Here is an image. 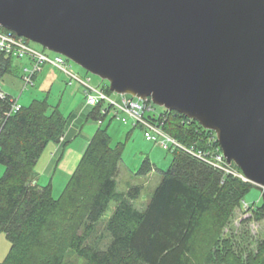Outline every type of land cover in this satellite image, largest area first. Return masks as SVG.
I'll return each mask as SVG.
<instances>
[{
  "label": "trees",
  "instance_id": "16d2710c",
  "mask_svg": "<svg viewBox=\"0 0 264 264\" xmlns=\"http://www.w3.org/2000/svg\"><path fill=\"white\" fill-rule=\"evenodd\" d=\"M12 59L0 52V81L13 72ZM13 102L5 93L0 97V232L10 242L0 264H64L67 250L85 264H264V240L255 253L244 255L221 236L249 182L175 150L148 203L138 209L134 202L141 186L117 191L121 149L111 147L107 129L99 127L55 199L50 184L32 182L38 158L48 144L60 142L68 118L46 98L10 112ZM106 114L90 107L86 119L101 121ZM164 115V130L171 136L186 145H204L207 130L197 122L174 111ZM153 168L145 158L136 174ZM256 214L264 219L263 205ZM204 224L214 237L201 244ZM99 227L109 237L104 249L89 243Z\"/></svg>",
  "mask_w": 264,
  "mask_h": 264
},
{
  "label": "water",
  "instance_id": "95a60500",
  "mask_svg": "<svg viewBox=\"0 0 264 264\" xmlns=\"http://www.w3.org/2000/svg\"><path fill=\"white\" fill-rule=\"evenodd\" d=\"M0 27L213 131L264 206V0H0Z\"/></svg>",
  "mask_w": 264,
  "mask_h": 264
},
{
  "label": "rangeland",
  "instance_id": "374dc122",
  "mask_svg": "<svg viewBox=\"0 0 264 264\" xmlns=\"http://www.w3.org/2000/svg\"><path fill=\"white\" fill-rule=\"evenodd\" d=\"M30 47L36 51L45 54L50 59H53L56 54L40 44L33 41H28ZM67 69L81 79H90L89 85L104 91L111 100L121 103L123 98L130 99V95H120L109 90V83L106 80L95 76L79 65L70 60H65ZM49 67L54 68V72L58 80L50 89L40 87L39 80L36 77L33 79L32 85H25L23 76L25 70L31 69V61L24 57L21 59H12V70L10 74H6L0 81V90L11 96L19 105L27 106L33 99L46 98L51 106H56L59 111L68 118L67 127L74 124V141L76 143L83 142L82 139L92 137L97 128H106L110 136V145L113 148L121 149V162L119 164V176L117 178V191L124 192L129 187L134 185L142 186L140 197L136 200V208L145 207L150 199L152 192L158 186L161 180V172L166 171L173 159L172 151L161 148L158 144L145 140L143 130L139 126H134L130 119L126 123H122L115 115V109L110 107L104 119L101 121L87 120L86 116L88 108L85 104L83 94L84 88L76 81L72 80L71 85H68L69 77L58 68L49 65H41L40 72L37 75L43 74ZM38 78H40L38 76ZM152 111L145 113L153 118L164 114L166 111L163 107L151 104ZM108 103L105 102L103 107L107 108ZM83 154V153H82ZM82 154L80 156H82ZM148 158L149 162L154 165L152 171L146 175H137L139 167L143 160ZM4 167L0 165V175L3 173ZM247 182V181H246ZM60 195H54L56 199ZM144 204L141 208L140 205ZM261 191L251 186L245 194L240 207L236 208L231 219L221 232V236L229 238L235 249L241 251L244 255L255 253L259 249V244L264 240V219L260 218L256 211L262 206ZM114 205L110 206L108 212H112ZM108 212L103 218V222L107 219ZM213 238V233L209 229V225L204 224L202 228V236L200 243ZM95 242L104 249L109 242V237L101 227L94 233L89 243ZM10 249V242L6 238L4 232H0V262H3ZM64 264H85V261L76 256L72 251L67 250L65 254Z\"/></svg>",
  "mask_w": 264,
  "mask_h": 264
},
{
  "label": "built area",
  "instance_id": "2783aa9c",
  "mask_svg": "<svg viewBox=\"0 0 264 264\" xmlns=\"http://www.w3.org/2000/svg\"><path fill=\"white\" fill-rule=\"evenodd\" d=\"M28 39L18 36L15 32L3 29L0 27V52L7 57L12 58H28L31 61V69L25 70L23 80L25 85H32L34 76L41 69V65L49 64L69 77L68 85H71L72 80L78 82L83 88L85 104L88 107H99L101 113H107L110 107L115 109V117L122 123H126L130 119L134 126H139L143 130L145 140L158 144L161 148L168 151L181 150L190 156L206 163L210 167L221 172L223 175H231L240 178L246 182L243 174L233 165L227 163L222 149L217 142L216 135L213 131L207 130L204 133L202 141L203 146L197 144L186 145L178 141L164 130V125L168 119L167 115L161 114L157 118L150 119L145 113L152 111V101L150 98L141 100L135 97L130 99L123 98L121 103H117L109 98L102 90L89 85L90 79H81L72 74L68 69L64 56L56 54L53 59H50L43 53H40L29 46ZM0 97H4V93L0 92ZM107 102V108H104V103ZM20 105L14 100L10 112H16L20 109ZM206 130V129H205Z\"/></svg>",
  "mask_w": 264,
  "mask_h": 264
},
{
  "label": "crops",
  "instance_id": "0c3cea01",
  "mask_svg": "<svg viewBox=\"0 0 264 264\" xmlns=\"http://www.w3.org/2000/svg\"><path fill=\"white\" fill-rule=\"evenodd\" d=\"M40 70L38 72H40ZM53 70L54 68L49 67L41 75H37L38 73H36L34 77L39 80L38 82L40 83L41 88L50 89L58 80V77ZM38 76L40 78H38ZM87 108L89 112L90 107L87 106ZM73 125L74 124L71 123L69 127L66 128L64 136L61 138L59 143L48 144L38 158L35 166L36 175L32 183H37L42 186L50 184L52 196L58 195V193L60 195L62 193L64 187L70 179V176L75 171L81 159L80 155L84 153L91 139L90 137H86L85 139H82L83 142H78L76 143V146H72V142L75 137ZM136 202L137 201L134 202V205H136ZM143 205L144 204H141L140 208ZM111 213L112 212H108L107 218L111 215Z\"/></svg>",
  "mask_w": 264,
  "mask_h": 264
}]
</instances>
